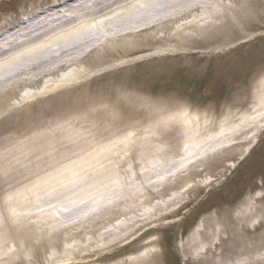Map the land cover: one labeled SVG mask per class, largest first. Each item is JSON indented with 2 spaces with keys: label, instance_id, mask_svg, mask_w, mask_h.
<instances>
[{
  "label": "bare ground",
  "instance_id": "1",
  "mask_svg": "<svg viewBox=\"0 0 264 264\" xmlns=\"http://www.w3.org/2000/svg\"><path fill=\"white\" fill-rule=\"evenodd\" d=\"M259 24L260 0H55L43 11H24L0 33V122L51 93L81 87L96 73L145 58L151 41L179 48L233 31V48L254 38L251 30ZM166 28L173 34L155 38ZM228 43L219 44V51ZM85 99L74 104L85 111L78 121L89 124L87 130L51 127L41 119L0 130V264H156L157 240L149 235L209 184L205 168L211 162L187 165L179 154L169 176L151 163L173 149L140 146L152 139L139 136L142 124L136 129L130 99L122 114L115 112L119 102ZM139 120L147 123L146 114ZM257 129L251 117L243 118L210 137V146L201 142L199 155L208 157L233 141L244 144ZM198 165L203 171L195 170ZM86 194L95 195L97 213L75 232L57 231L48 204ZM256 212L243 203L231 216L210 218L195 231L190 248L201 251L203 264H260L264 207L254 221ZM110 251L118 252L103 256Z\"/></svg>",
  "mask_w": 264,
  "mask_h": 264
},
{
  "label": "rangeland",
  "instance_id": "2",
  "mask_svg": "<svg viewBox=\"0 0 264 264\" xmlns=\"http://www.w3.org/2000/svg\"><path fill=\"white\" fill-rule=\"evenodd\" d=\"M54 1L0 0V33L16 23L24 11H43ZM230 33L219 32L213 38L197 39L179 48L150 40V50L142 55L145 58H135L122 69L96 73L79 88L69 87L40 98L6 123L0 122V130L14 122L34 119H41L51 127L75 125L76 129L87 130L89 124L78 121L85 112L81 106H75L78 99L119 102L121 105L115 109L118 114L125 112L123 105L130 99L138 115L134 120L136 129L142 124L139 136L152 139L143 140L140 146L153 148L164 144L173 149L165 158L151 160L158 170H164L168 176L175 174L174 158L179 154L187 165L211 162L205 168L208 174L205 181L209 184L193 191L189 202L168 224L149 235L157 240L156 264H203L200 258L204 256L198 255L201 251L190 248L197 229L210 218L233 215L243 203L257 208L254 221L260 220V207H264V198L260 200L264 194V0H260V24L251 30L256 34L254 38L230 48L228 42L238 39L235 32ZM144 34L136 38L142 39ZM172 34L171 28H166L155 38ZM223 42L228 43V48L219 51L218 45ZM257 82L260 89L254 88ZM144 99L147 104L141 105ZM141 114H146L147 123H139ZM248 117L256 122L258 129L251 138L246 137L244 144L233 141L208 157L199 155L201 142H210V137L241 124ZM178 120L189 131L180 128ZM158 122L169 125L168 130L161 132L155 126ZM259 141L260 148L254 157L229 179ZM202 167L198 165L195 170L201 172ZM197 181L195 178L190 184ZM94 198V194L72 195L50 202L55 229L66 234L82 228L87 218L97 213ZM262 259L264 248L260 250V264H264Z\"/></svg>",
  "mask_w": 264,
  "mask_h": 264
},
{
  "label": "flooded vegetation",
  "instance_id": "3",
  "mask_svg": "<svg viewBox=\"0 0 264 264\" xmlns=\"http://www.w3.org/2000/svg\"><path fill=\"white\" fill-rule=\"evenodd\" d=\"M260 148V141L257 143V145L251 150L250 154L246 157V159H244L242 161V163L238 164L236 166V169L234 171V173L231 175V177L229 179H231L239 170H241L243 167H245V165H247L246 163L249 162L254 155L257 153V150Z\"/></svg>",
  "mask_w": 264,
  "mask_h": 264
},
{
  "label": "snow or ice",
  "instance_id": "4",
  "mask_svg": "<svg viewBox=\"0 0 264 264\" xmlns=\"http://www.w3.org/2000/svg\"><path fill=\"white\" fill-rule=\"evenodd\" d=\"M4 44H5V45H7L8 47H10V46H11V42H10V41H8V40H5V41H4Z\"/></svg>",
  "mask_w": 264,
  "mask_h": 264
}]
</instances>
